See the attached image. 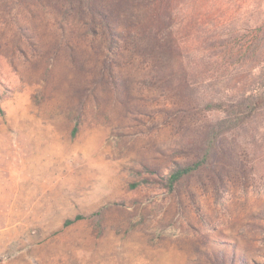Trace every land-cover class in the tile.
<instances>
[{"label": "rangeland", "instance_id": "374dc122", "mask_svg": "<svg viewBox=\"0 0 264 264\" xmlns=\"http://www.w3.org/2000/svg\"><path fill=\"white\" fill-rule=\"evenodd\" d=\"M86 2L0 0V264H264V110L168 181L222 117L199 105L264 66L198 31L247 46L264 0H212L189 34Z\"/></svg>", "mask_w": 264, "mask_h": 264}, {"label": "trees", "instance_id": "16d2710c", "mask_svg": "<svg viewBox=\"0 0 264 264\" xmlns=\"http://www.w3.org/2000/svg\"><path fill=\"white\" fill-rule=\"evenodd\" d=\"M134 2L136 0H125ZM212 0H151L155 10V20L159 26H170L176 23V33L189 34L192 31L193 23H196L198 11L202 14H208V6ZM231 1V0H227ZM86 7L93 14L100 13L96 8L94 0H87ZM210 11V10H209ZM102 14L108 21V16ZM196 17V18H195ZM109 24V21H108ZM255 36L251 39L249 45L244 46L242 43L224 42L218 40L216 43L208 44L209 40L202 38L198 31V42L203 45L199 48L204 52L217 49L223 54L226 53L228 61L224 60L225 65L238 64L240 62L252 61L256 65L260 62V57L264 53V21L256 24L254 29ZM259 34V36H257ZM211 45V46H210ZM213 53V52H212ZM258 61V62H257ZM256 62V64H255ZM259 64H257L258 66ZM256 66V67H257ZM237 69V68H236ZM255 74H250V79L246 76L235 82L239 84L235 87L228 88L220 98L209 99L199 105L201 111H210L220 114L222 117L212 123L207 130L206 139L204 140V150L197 160L171 169L168 181L170 190L174 189L178 182L186 175L203 167L212 157L216 149L218 141L221 137L232 130L241 128L250 122L259 112L264 110V66ZM206 74L195 76L193 83L197 81L203 82ZM212 77V76H211ZM235 84V85H237ZM69 219L66 223H73L77 220Z\"/></svg>", "mask_w": 264, "mask_h": 264}]
</instances>
